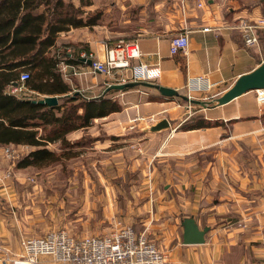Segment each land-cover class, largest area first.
Here are the masks:
<instances>
[{
	"label": "crops",
	"instance_id": "0c3cea01",
	"mask_svg": "<svg viewBox=\"0 0 264 264\" xmlns=\"http://www.w3.org/2000/svg\"><path fill=\"white\" fill-rule=\"evenodd\" d=\"M172 4L161 16V13H145L146 7L139 8L140 20L145 24L137 27L129 39H124L136 42L139 47L141 55L132 59L133 63L159 67V77L147 83L173 88L188 96V80L205 76L211 83L210 89L190 95L206 104L190 103L181 96L167 97L153 86L142 84L104 92L111 84H121L120 77L127 73L124 70L113 71L110 75L93 73L87 63L89 58L81 57L82 53L92 54L93 59L103 61L105 42L107 47H112L118 38H123L100 25L97 29L71 28L57 36V44L82 43L87 47L86 50L79 49V62L61 61L59 68L71 88L70 94H81L87 99L107 96L123 107L100 118L105 122L99 124L106 133L111 134L110 130L120 135L126 127L140 128L142 120L132 125L131 117L146 118L157 114L158 121L167 119L169 122L168 127L147 134L152 141L160 139V147L154 153L158 154L157 158L184 160V157L207 153L215 160L208 163L204 172L197 171L205 173L209 170L211 173L209 191L213 194L207 198L212 201L205 198L209 202L206 206H200L197 201L182 204L184 208L189 207L186 215L193 216L200 229L209 227L204 243L183 244L181 226L175 244L170 246L167 236V257L162 264H264V104L257 101L255 90L224 105L213 102L238 77L264 62V27L257 29L259 43L253 46L245 43L241 30L232 28L240 19L251 23L264 20V0H173ZM158 5V2L154 4L155 7ZM185 31L188 32V47L171 54L170 38ZM66 49L71 55L76 48L69 46ZM14 95L29 99L51 96L30 89ZM191 107L208 124L183 130L181 125L195 115L190 111ZM120 115L123 121L115 120ZM74 133L79 137L82 130ZM106 141L96 144L95 148L109 147L110 143L106 144ZM5 146H0V154ZM14 146L21 150L29 147ZM5 238L9 250L18 248L10 232Z\"/></svg>",
	"mask_w": 264,
	"mask_h": 264
},
{
	"label": "rangeland",
	"instance_id": "374dc122",
	"mask_svg": "<svg viewBox=\"0 0 264 264\" xmlns=\"http://www.w3.org/2000/svg\"><path fill=\"white\" fill-rule=\"evenodd\" d=\"M72 1L80 6L85 18L97 14L94 28H80L97 29L100 25L125 39L145 24L140 20L139 8L146 7L145 13L161 16L173 6V0ZM194 110L190 108L195 114ZM121 116L115 120L123 121ZM101 122L105 124L100 118L94 119L89 127L80 129L79 137L69 133V148H61L59 141L49 143V149L67 153L56 162L18 168L17 161L30 147H16L19 156L14 161L0 154V173L12 170L10 179L0 181V245L8 249V232L18 243V248L10 251L17 252L20 237L41 236L58 228L75 236L105 234L127 224L137 232H145L167 255V236L169 245L175 244L180 222L189 216V207H182L184 201H197L200 206L209 204L206 199L212 201L207 198L213 194L209 191L211 173L197 172H204L208 163L215 161L210 154L191 155L184 160L159 159L154 153L160 139L152 141L147 136L152 131L150 122L142 120V127H126L120 135L110 130L111 134L106 133ZM104 140L112 141H106L109 147L95 148Z\"/></svg>",
	"mask_w": 264,
	"mask_h": 264
},
{
	"label": "trees",
	"instance_id": "16d2710c",
	"mask_svg": "<svg viewBox=\"0 0 264 264\" xmlns=\"http://www.w3.org/2000/svg\"><path fill=\"white\" fill-rule=\"evenodd\" d=\"M82 12L72 0H0V146L31 148L17 161L18 168L58 161L67 153L49 149V143L59 141L61 148H69V133L123 108L107 96L87 99L70 94L59 63L79 62V49L87 47L82 43L57 44L56 39L71 28L96 24L97 14L85 18ZM69 46L76 48L74 58L67 52ZM24 71L28 77L23 83L28 89L41 95H58V103L38 104L8 93V86L19 82ZM207 124L204 119L190 117L181 128Z\"/></svg>",
	"mask_w": 264,
	"mask_h": 264
},
{
	"label": "built area",
	"instance_id": "2783aa9c",
	"mask_svg": "<svg viewBox=\"0 0 264 264\" xmlns=\"http://www.w3.org/2000/svg\"><path fill=\"white\" fill-rule=\"evenodd\" d=\"M201 5V2L197 3ZM264 27V20L254 21L240 19L232 28L242 31L245 43L253 46L259 43L257 29ZM207 30V28H204ZM187 31L174 35L169 41V52L177 54L188 47ZM105 59L95 60L92 54H81L85 60H91L93 73L110 75L113 71H126V76L120 77L121 83L151 82L160 75L157 65L133 63L141 55L136 42H129L118 38L112 47L105 42ZM28 77L26 71L19 76V82L7 88L10 94H23L28 91L24 80ZM211 83L205 76H196L188 80L186 90L188 97L191 93L209 90ZM257 101L264 104V88L256 89ZM157 114L146 118L134 117L130 119L133 125L137 120L155 123ZM129 128H133L130 126ZM19 150L13 145L2 148V155L8 161H14ZM14 165V163H13ZM12 176V170L6 169L0 173V181H6ZM19 250L12 252L0 245L1 264H162L167 255L155 241L149 239L145 232L137 233L131 225L114 227L105 234H86L75 236L65 228L53 229L41 236L20 237Z\"/></svg>",
	"mask_w": 264,
	"mask_h": 264
},
{
	"label": "water",
	"instance_id": "95a60500",
	"mask_svg": "<svg viewBox=\"0 0 264 264\" xmlns=\"http://www.w3.org/2000/svg\"><path fill=\"white\" fill-rule=\"evenodd\" d=\"M88 64H91V60H87ZM138 84L153 86L156 88L162 95L167 97L172 96H181L187 102L190 103H201L205 104V102H201L199 100H194L189 98L186 95H181L177 90L169 87H164L158 84H152L147 82H126L121 84H111L109 85L104 92H107L110 89H124L136 86ZM264 88V62H262L257 68L252 71L245 73L237 78L234 83L229 87L222 95L213 99L217 105H224L229 101L237 98L249 91H254L256 89ZM77 94V93H75ZM30 101L38 104H46L49 106L56 105L58 103V97L55 95L44 96L40 99H30ZM169 126V122L167 119L159 120L155 125L151 126L152 131L161 130ZM182 226V243L183 244H201L205 241V234L208 232L209 227L204 226L202 229L198 227L197 222L195 221L193 216L184 217L181 220Z\"/></svg>",
	"mask_w": 264,
	"mask_h": 264
}]
</instances>
